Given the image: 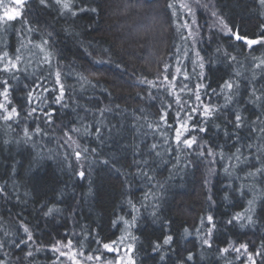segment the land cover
<instances>
[{
  "label": "trees",
  "instance_id": "obj_1",
  "mask_svg": "<svg viewBox=\"0 0 264 264\" xmlns=\"http://www.w3.org/2000/svg\"><path fill=\"white\" fill-rule=\"evenodd\" d=\"M47 2L44 7L28 0L25 23L14 21L0 32V56H20L19 70L4 72L0 61V82L7 80L11 89L6 106L19 113L11 121L0 117L2 264H72L54 251L67 252L69 240L72 251L84 254L77 256L81 264H115L132 242L128 232L137 237L136 264H248L243 255L220 250L243 243L253 252L264 244V176L257 172L264 170V65L255 66L264 60V46L245 43L261 38L264 5L259 0H71L72 15L55 0ZM14 6L13 0H3L0 14ZM218 18L245 40L222 32ZM45 40L41 52L36 46ZM57 72L65 89L62 104L54 103ZM142 79L155 87L141 84ZM225 81L239 85L227 107V90L221 92ZM198 84L207 86L200 90L202 103L221 111L200 125L206 133L182 136L197 139L186 149L174 141L173 128L181 122L175 114L179 110L183 117L185 104L196 106ZM253 89L260 97L255 103ZM32 108L36 112L29 116ZM237 110L247 124L239 141L230 123ZM201 116L202 111L190 123ZM152 144L159 155L149 153ZM141 160L148 166L138 168ZM141 168L151 182L140 175ZM253 199V224L227 223L235 215L247 216ZM49 208L53 212L46 215ZM208 215L217 225L211 248L201 242ZM121 216L130 223L135 216L133 227L126 230ZM167 235L174 239L164 245ZM121 236L126 239L116 245L120 253L103 248ZM21 239L26 243L14 246ZM88 255L101 259L86 261Z\"/></svg>",
  "mask_w": 264,
  "mask_h": 264
},
{
  "label": "snow or ice",
  "instance_id": "obj_2",
  "mask_svg": "<svg viewBox=\"0 0 264 264\" xmlns=\"http://www.w3.org/2000/svg\"><path fill=\"white\" fill-rule=\"evenodd\" d=\"M28 0H13L14 3V7H3L2 9V14H0V32H6L8 30V25L11 24L14 21H20L21 23H25L23 20L24 14H25V5L27 4ZM55 3L57 5H60L62 10H68L71 12L72 15H76V13L74 11H71L72 9V4H71V0H55ZM260 5H264V0H259ZM3 4V0H0V5ZM39 4L41 6L47 7L48 6V2L47 0H39ZM202 7L204 8H208L207 4L202 5ZM91 9H81V11H88ZM212 16H217V13L215 11L211 12ZM218 23H219V27L220 30L222 32H228L229 34H231L232 36H234V38L237 41H242L245 40V37L239 35L236 31L233 30V28H229L228 24L225 23V21L222 18H218ZM185 27H187L186 23L184 25ZM26 30L31 32L32 29L30 27H26ZM181 38L185 39V37H183V34H181ZM246 46H253V45H261L264 46V29H262L261 32V38H257V39H247L245 41ZM48 45V41H43L41 45H37L36 47L43 52L44 51V47ZM20 49H17V52H19ZM217 51H219V49H217ZM196 55L199 57V52L196 53ZM225 56H228V53H224ZM231 59L233 61L236 60V57H231ZM0 61H4V66H3V71L4 72H11L13 70H19L18 69V64L20 61V56L16 55L15 59L13 60L12 58H9V55L7 52L3 53L2 56H0ZM44 61L45 63L50 62L48 60V57L45 56L44 57ZM262 65H264V60H261L259 63H257L255 66L257 68H261ZM199 68L201 69L200 72V76L204 77V69H205V64L203 62V58H201V62L199 63ZM179 71V69H177ZM165 79H167L165 77ZM56 84L60 85L59 86V95L54 97V103L55 104H62V100H63V96H64V86L63 84L60 83V73L57 72L56 73ZM141 84H149L153 87H155L154 84H152L151 81H147V80H140ZM206 85L203 84H198L196 86V92H195V101L197 102L196 106H188L187 104L183 105L182 107L187 108V111L184 113L183 117H181L180 115V111L178 110L177 113L175 114V118L179 122L178 124H176V126L173 128V132H174V141L176 143L177 146L183 145L184 148L186 149H191L193 147L194 144L197 143V139L196 136L193 135L191 136V138H184L182 139V136H184L186 133L189 132H200V133H206L208 131V129L206 127L200 126L202 124H206L207 121L209 119H211L213 116L217 115L221 109L212 105L211 103L205 104L202 103V97L200 95V90L202 88H206ZM236 88V91L233 92V88ZM0 88H3V91L0 92V97H2L4 102H0V117H2L3 120L5 121H11L13 120L15 117H17L19 115L18 110L15 107H8L7 105H11V101L9 100V93L11 91L10 87H9V82L7 80H4L3 82H0ZM225 90H227V93L225 95V107H227L228 104H231L233 101V96L238 95V91H239V85L236 84L234 85L233 82L231 81H225V83L221 86V92L223 93ZM213 94L216 93V90L213 89L212 90ZM173 95H175V92L173 91L172 93ZM260 97L255 96V89H253L252 94H251V102L255 103L257 100H259ZM31 100V93H29V97H28V101L30 102ZM175 103L177 105L181 104V100L180 97L177 95L176 96V100ZM64 107H67L66 104L62 105ZM202 111V116L201 119L198 120L196 123H190L191 121H193L195 119V116L200 114ZM36 112L35 108H32L31 112L28 113L29 116H31L33 113ZM49 116L52 115V113H48ZM234 115V120L230 121V123L233 124V128L235 129V132L233 133V135H235L236 140L239 141L240 140V131L242 129H244L247 124H246V117L242 116L241 112L239 110L235 111L233 113ZM162 119H164V115L162 114ZM261 131H264V129H261ZM25 135H27V132L25 131ZM225 135H229V133L227 131H225ZM167 140V138H165ZM71 143H75L74 141H72ZM157 148L156 144H152L150 146L149 149V153H155L156 155H159L158 152H155ZM87 149H84V152L87 153ZM237 151L239 152V149H237ZM75 158L77 161L81 160V151L77 150L74 152ZM199 155L201 157L204 156V152L201 151L199 153ZM209 155H211V151L209 150ZM223 158V157H221ZM236 159L238 160L239 157H236ZM143 164L145 167L148 166V161L146 160H141L140 162H138L137 167L139 168L140 165ZM225 172H228V169L225 168ZM257 172L261 175L264 176V170H260L258 169ZM79 176L83 177L84 175H86L85 171H79L78 173ZM140 175L144 176L149 182H151L152 178L148 175V173L144 172L143 169L141 168L140 171ZM256 175V173H249V176L254 177ZM160 187L162 188L163 186L160 185ZM147 195H145V199H147ZM209 200H211V197H209ZM129 203L131 204V201H129ZM255 204L256 201L255 199L253 200H249L248 201V215L244 216V215H235L232 217V219H229L227 221L228 224H233L236 221H241L246 219L247 223L253 224L254 220H253V215L252 213L255 211ZM154 207L158 208L159 204L154 205ZM133 211H138L137 209H135V207L133 206ZM53 212V209L49 208L48 212L46 213V215H51ZM153 216H157V212L154 211ZM121 221H123L124 225L126 226V230L133 227V225L136 222V217L133 216L132 217V221L131 223L126 220L123 216H121L119 218ZM206 222H207V232L205 237L201 238V242L203 245L208 246L209 248L212 247L210 240L211 237L213 235L214 230L216 229L217 225L215 223L214 217L212 215H208L206 217ZM200 223L203 225L205 223L204 219H201ZM244 224H241V227H244ZM23 231L25 233H27V239L30 241L32 240V233L29 232L28 228H24ZM187 232V230H185ZM197 234H199V230H197ZM125 237L121 236L119 241H114L111 244L109 243H104L103 244V248L106 249L108 252H113V253H120L121 252V247H117V244L123 245L125 242ZM127 239L129 241H132L130 243H127V245L125 247H123V254L122 255H118L116 257L115 260V264H136L135 259L133 258L132 253L135 252V241L137 240V237L133 236L130 232H128L127 235ZM173 236L172 235H167L164 239H163V244L164 245H169L173 242ZM26 242L21 239L19 241L16 242V244L14 246H19L20 244H25ZM3 247V244H0V248ZM72 241L69 240L68 244H67V248L68 251H61L59 247L54 248L55 252H58L60 256L64 257L66 256L71 262L72 264H81V261L79 259H77V256H81L83 257V253L80 252H76V251H72ZM156 250H159V248L161 247V245L159 243H156L153 246ZM249 246L248 244H240L238 247H234L233 245H229L228 247H225L223 249H221L220 251L222 252V254L224 253H228L229 250L231 249L232 251H234L237 254H241L243 255L246 260L248 261V264H257V259L256 258H260V264H264V244L261 245V250H254L253 252H249L248 250ZM29 256L32 255L31 252L28 253ZM86 261H93L95 260H100L101 257L100 256H92V255H88L86 258ZM165 259L164 256H161V260ZM187 261H191L193 259V255L191 253L188 254V256L186 257ZM0 264H2V261H0ZM107 264H113V261H108Z\"/></svg>",
  "mask_w": 264,
  "mask_h": 264
}]
</instances>
